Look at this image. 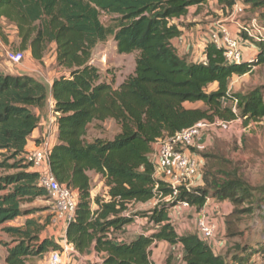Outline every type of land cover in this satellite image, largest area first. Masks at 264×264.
<instances>
[{
	"label": "trees",
	"instance_id": "16d2710c",
	"mask_svg": "<svg viewBox=\"0 0 264 264\" xmlns=\"http://www.w3.org/2000/svg\"><path fill=\"white\" fill-rule=\"evenodd\" d=\"M208 1H217L229 14L237 3L0 0V19L17 30L19 46L14 51L30 50L33 59L42 62L55 45L56 63L63 71L51 88L32 76L0 72V152L5 158L0 168L17 170L0 176V227L33 214V210H24V204L48 196L39 184V174L30 170L32 165L25 156L29 138L40 122L35 110L45 108L52 95L59 118L58 142L50 155V167L57 181L78 195L74 219L66 230L67 244L76 252L83 255L93 250L104 254L101 264H155L152 247L166 242L181 245L184 252L180 263L167 260L166 264H253L254 257L264 264V243L236 245L226 256L218 255L197 234L179 235L169 217L170 209L179 202L201 211L209 199L229 200L234 210L226 220L228 236H237L232 232L238 230L236 208L248 199L251 189L236 174L224 173L225 180L210 182L209 177L214 180L217 173L203 170L202 185L189 190L180 187L178 197L171 203L163 199L173 190L154 178L150 155L158 140L202 122L231 123L241 119L248 126L264 118L260 90L248 95L230 91L234 76L243 77L264 65V37L254 41L240 33L258 51L253 61L240 64L228 62L224 49L210 42L205 62L192 64L173 45L183 34V26L176 21L185 17L190 7ZM245 2L264 4V0ZM104 15L112 18L109 25L102 22ZM110 37L120 55L137 54L134 74L117 88L91 64L93 50ZM214 83L218 89L208 92ZM232 102H237L236 111ZM187 103H202L204 107L187 108ZM108 120L114 121L120 132L112 140H90V127ZM191 151L195 152L193 148ZM10 160L14 163L9 165ZM90 172L101 177L107 188L105 197L92 199ZM154 199L159 200L158 204L141 216L153 225L154 232L119 241L124 229L139 217L130 212L131 207ZM47 224L27 219L21 227H4L14 243L8 247L6 264H28L30 258L63 252V247L51 238H41Z\"/></svg>",
	"mask_w": 264,
	"mask_h": 264
},
{
	"label": "rangeland",
	"instance_id": "374dc122",
	"mask_svg": "<svg viewBox=\"0 0 264 264\" xmlns=\"http://www.w3.org/2000/svg\"><path fill=\"white\" fill-rule=\"evenodd\" d=\"M238 1H240V5L243 7V12L238 13L236 16L237 20L247 25H250L252 21L256 20L257 24L262 27L260 36L261 38L264 37V4L253 5L245 2V0ZM111 20L112 18L110 16L104 15L102 17V22L105 25H109ZM225 25L229 26L230 24L227 23ZM221 29H224V27H221ZM239 32L241 30L238 28L236 36L240 37L243 41L247 40ZM208 40H210V37ZM254 41L257 40L254 39ZM136 58V53L120 55L114 39L110 37L107 42L99 44L93 50L91 64L99 69L104 80L114 83L115 88H117L127 77L134 74ZM5 61L8 63L7 60ZM8 64L11 67L20 66ZM36 65L48 67L46 77L49 79L54 78L56 76V69L58 68L55 51L50 47L42 62L36 61ZM230 88L231 93L234 95H248L253 91L260 90L264 96V65L257 66L251 74L243 77H233ZM119 132L118 125L114 121L108 120L105 123L92 125L89 129L88 137L90 140L96 138L112 140ZM204 133L207 134L208 141L207 145L203 146L205 150L200 153L204 161L202 172L204 170L207 173L208 171L217 173L214 180L213 177H209L210 182L216 181V179L225 180L224 173L236 174L235 176L246 182L251 189L246 196L248 199L236 208L239 211V214L235 216V220H239L237 225L238 230L232 232L238 235L231 238L225 236L223 226L221 225L222 222H220L224 216L223 213L221 218L218 217L221 228L218 229L216 237L210 243V246L216 254L226 256L230 248L234 249L233 247L236 245L244 246L249 244L253 246L252 244L264 243V118L258 122H250L248 126L244 124L243 120L239 119L231 123H225L222 126L215 125ZM1 153L0 163H3L5 158ZM202 155H207L208 157L204 158ZM8 163L10 165L14 162L10 160ZM16 172L17 170L0 168V176ZM202 172L194 178V187H198L200 184ZM97 177L99 176L95 173L90 174L91 193L95 198L104 197L107 195V188L105 184L103 187L100 186ZM214 205H219L222 208L223 203H215ZM153 207L152 204L143 208L141 207L136 212L139 214L138 218H143L141 216H144ZM210 207L208 208L211 209ZM23 208L24 210H33L34 213L18 218L10 226L0 227V264H6L8 247L14 245L12 239L4 232V227H21L27 219H34L41 224H47L49 222L42 232L41 238L50 237L51 234L58 239L61 237V231L57 227V222H55V213L49 195L46 198H39L33 203H25ZM206 213L215 222L217 217L212 216L214 213L212 211ZM198 216L199 214L196 213L180 211V219L174 218V223L178 227L180 226L183 231L200 236L197 225ZM147 226L146 224L145 227L147 228ZM52 252L30 258L28 264H48ZM183 254V249L180 246L175 247L173 250L170 246L165 248V250L163 248L164 258L168 260L173 257L181 260ZM253 264H263V260L259 257H254Z\"/></svg>",
	"mask_w": 264,
	"mask_h": 264
},
{
	"label": "crops",
	"instance_id": "0c3cea01",
	"mask_svg": "<svg viewBox=\"0 0 264 264\" xmlns=\"http://www.w3.org/2000/svg\"><path fill=\"white\" fill-rule=\"evenodd\" d=\"M237 5H240V1L237 0ZM242 6V5H240ZM176 23L181 24L183 34L180 38H177L173 41V45L175 48L178 49L180 56L187 59L189 63L192 64H199L203 63L206 60L205 50L208 43V39L210 35L214 32H219L221 27L226 28L233 36H236L238 33V25L242 22L238 21L235 16H232L228 12H225L222 7L218 4L217 1H208L206 3L192 6L189 8L188 13L185 17L177 20ZM229 23V26L225 24ZM189 24V25H186ZM19 46V39L17 37V30L13 25H10L4 19H0V72L7 75L13 76H32L36 79L42 80L45 82L49 88L52 87V84L55 79L58 78L59 75L63 73L60 68L56 69V76L52 79L46 77V73L48 71V67H41L36 65V61L33 59L30 50L25 51V61L19 67H11L9 66V62L7 63L5 60V52L7 50H17ZM51 48L56 51L55 45H52ZM242 52H243V62L246 61H253L257 55V48L249 43L242 45ZM55 59H56V52H55ZM237 77V76H234ZM218 89V84L214 83L208 87V92H213ZM231 91V88H230ZM187 108H200L203 106L202 103L190 104L187 103L185 105ZM36 115L39 118V126L33 132V134L29 138V142L27 145L26 150L32 151L37 148L41 142L48 136H51V140L53 144H57L58 142V118L59 114L55 113L54 111V99L52 95L49 96L48 104L43 109H36ZM207 134H203L202 138L197 141V144L193 147V153L200 155L205 149H203L204 145H207ZM155 148V145H154ZM207 149V148H206ZM91 173L90 172L89 176ZM100 183V186H104V182L100 179V176L97 177ZM202 185V180L198 186ZM107 194V191H106ZM92 199H95L93 194L91 193ZM97 196V195H96ZM105 197V196H104ZM229 200H216V199H209L206 206L201 210L198 211L196 208L191 207L190 209H182L178 206L173 207L169 211V217L171 222L174 224L176 231L179 235L184 234H193L188 231H183L181 227L177 226L174 223V218H179V212H191L200 214L202 212L212 211L214 214L212 216H216L215 225L217 229L221 228V225L224 229V234L228 238V231L226 220L232 214L234 210V206ZM159 200L154 199L145 204H136L132 206L130 209L131 213H136L141 207H145L149 204H152L154 207L158 204ZM215 203H223L222 208L219 205H214ZM228 205H227V204ZM211 206L209 209L208 207ZM153 207V208H154ZM95 208V207H94ZM224 213L223 218L220 220L218 217L221 218L222 214ZM222 224L220 225V222ZM13 222V221H12ZM12 222L6 223L4 226H10ZM148 225L147 228L145 225ZM57 227L61 231V237L58 239L54 237L53 234L50 235L52 240L57 242L63 247V252H61L62 256V264H101L104 259V254H97L95 251L91 250L87 254H79L74 250V248L67 244L66 241V230L68 227V223L63 221L57 222ZM154 232L153 225L148 223L147 218H136V220L127 226L124 229V232L120 234V238L125 240H132L138 237L141 234L149 235ZM171 247L173 250L176 246H171L166 242H161L152 247V261L155 264H166L168 259H165L163 255V248ZM230 247V246H229ZM232 247V246H231ZM183 249V247H182ZM231 249V248H230ZM183 257V256H182ZM181 257V259H182ZM172 263H180L177 257H173L169 259Z\"/></svg>",
	"mask_w": 264,
	"mask_h": 264
},
{
	"label": "built area",
	"instance_id": "2783aa9c",
	"mask_svg": "<svg viewBox=\"0 0 264 264\" xmlns=\"http://www.w3.org/2000/svg\"><path fill=\"white\" fill-rule=\"evenodd\" d=\"M243 12V7L235 5L232 16H237ZM238 28L250 39L260 41L262 27L256 20L250 25L240 23ZM239 32V33H241ZM259 33V34H258ZM249 40H241L238 36H233L226 28L210 35L208 42L224 49V55L228 62L240 64L243 62L242 45L249 44ZM25 52L7 50L5 59L14 66L21 65L25 61ZM237 102H232L231 106L236 111ZM225 122L216 121L215 123L202 122L197 126L177 133L172 137L160 139L155 144V148L150 155L154 165V178L166 182L173 190L172 195L163 199L166 203L175 201L179 194V188L185 187L189 190L195 186L194 178L202 172L204 161L199 155L193 153V148L200 140L204 132L215 125L222 126ZM54 144L51 136L46 137L41 144L32 151H28L25 159L31 163V171L39 174V184L45 189L52 201L55 213V222L63 221L70 223L75 216L78 205V195L65 185L60 184L53 175L50 167V155ZM202 174V173H201ZM158 187V186H157ZM178 207L190 209L187 202H179ZM200 238L210 244L216 237L217 227L207 213L202 212L197 220ZM119 241H124L119 237ZM48 264H62L60 252L50 254Z\"/></svg>",
	"mask_w": 264,
	"mask_h": 264
}]
</instances>
